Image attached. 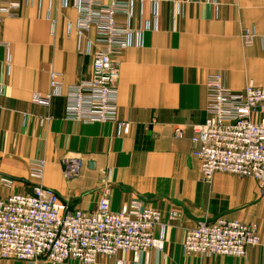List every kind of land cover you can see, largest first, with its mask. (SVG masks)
Segmentation results:
<instances>
[{"label": "crops", "instance_id": "obj_1", "mask_svg": "<svg viewBox=\"0 0 264 264\" xmlns=\"http://www.w3.org/2000/svg\"><path fill=\"white\" fill-rule=\"evenodd\" d=\"M5 1L20 3L21 10L0 23V197L29 194L39 185L71 209L94 211L109 184L113 212L141 200L161 213L164 231L155 235H164L162 252L135 262L121 251L96 264H264V188L253 178L224 173L203 182L191 141L192 127L206 120L209 74H223L236 92L250 81L264 87V0H135L132 26L143 33L137 46L117 57V119L131 125L127 136L114 123L65 118V93L91 77L96 50L88 53L93 32L81 41L77 36L75 0ZM243 28L258 34L250 48L243 45ZM52 73L60 75L62 96L50 107L35 104L36 93L51 92ZM176 125L185 127L184 138L174 137ZM69 157L83 160L72 180L63 172ZM38 160L45 161L42 180L30 174ZM2 177L15 181L12 189L1 185ZM219 218L258 225L263 244L249 248L244 259L184 254L187 230Z\"/></svg>", "mask_w": 264, "mask_h": 264}, {"label": "built area", "instance_id": "obj_2", "mask_svg": "<svg viewBox=\"0 0 264 264\" xmlns=\"http://www.w3.org/2000/svg\"><path fill=\"white\" fill-rule=\"evenodd\" d=\"M29 1V0H27ZM68 0H64V5ZM135 0H75L78 13L76 33L79 40L93 32L92 74L89 79L70 86L66 93L65 118L83 125L116 124L119 135L131 131L128 122L118 115V82L124 50L137 46L143 30L134 29ZM157 5V4H156ZM21 4L0 0V23L5 18H18ZM153 21L158 20L155 10ZM245 48L258 39L253 28L241 32ZM60 75L51 74L48 94L36 93L33 102L50 107L53 97L62 96ZM206 120L192 127L193 157L198 161L202 181L210 184L218 173L239 178H253L264 188V87L250 81L241 91L225 84L223 74L206 77ZM174 137L182 139L185 127H173ZM64 176L72 180L80 176L83 160H64ZM30 174L42 180L45 161L31 163ZM14 180L1 178V185L12 189ZM162 215L141 200L124 205L119 212L111 210L110 186L103 188L94 211L71 209L56 192L35 186L29 194L0 197V264L20 261L24 264H64L74 260L80 264H96L101 257H114L129 252L135 262L151 252L164 250ZM263 244L258 225L219 218L203 221L187 230L182 249L186 255L206 258L233 257L244 259L249 248ZM119 264H125L120 262Z\"/></svg>", "mask_w": 264, "mask_h": 264}, {"label": "rangeland", "instance_id": "obj_3", "mask_svg": "<svg viewBox=\"0 0 264 264\" xmlns=\"http://www.w3.org/2000/svg\"><path fill=\"white\" fill-rule=\"evenodd\" d=\"M72 261H74V260H72ZM75 262H77V261H75ZM77 264H80L79 262H77Z\"/></svg>", "mask_w": 264, "mask_h": 264}, {"label": "water", "instance_id": "obj_4", "mask_svg": "<svg viewBox=\"0 0 264 264\" xmlns=\"http://www.w3.org/2000/svg\"><path fill=\"white\" fill-rule=\"evenodd\" d=\"M90 166H91V167L93 166L92 163L90 164Z\"/></svg>", "mask_w": 264, "mask_h": 264}]
</instances>
